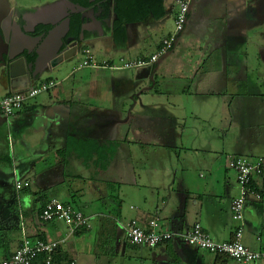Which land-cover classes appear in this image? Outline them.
Returning a JSON list of instances; mask_svg holds the SVG:
<instances>
[{"label":"crops","instance_id":"1","mask_svg":"<svg viewBox=\"0 0 264 264\" xmlns=\"http://www.w3.org/2000/svg\"><path fill=\"white\" fill-rule=\"evenodd\" d=\"M173 2L177 7V0H164L161 17L148 15L119 23L115 0H0V13L7 7L15 11L20 27L40 16L57 22L62 15L51 7L68 3L71 23L65 38L70 47L66 50L76 49L73 56L59 55L44 65L32 84L54 80L55 89L30 99L16 117H0V164L9 157L14 164L9 180L29 183L25 189L16 188L11 208L3 197L5 181H0V213L17 214L14 222L0 219V258L14 254L24 237H43L61 242L59 251L77 264L74 240H81L93 226L69 235L66 224L44 222L42 208L56 199L73 205L91 221L103 220L108 230L115 217L106 214L112 208L103 206L110 204L107 201L116 188L124 200L114 208L119 215L115 227L126 244L124 227L132 219L144 222L153 217L161 219L162 230L182 233L199 223L218 243L233 239L237 224L231 204L239 190L236 172L228 167V157L233 155L222 152L236 145L253 160L264 159V91L254 92L264 85V76L252 77L245 71L246 46L260 39L258 0H196L174 50L155 65L133 70L78 67L86 49L99 64L106 61L120 67L125 62L149 61L163 40L175 35L158 39L168 18L175 25L178 7L175 12ZM217 5L225 6V13H214ZM5 17L0 21V56L6 50L1 40ZM41 27L27 34L37 37L52 29ZM21 44L22 56L29 64L35 62L40 41L26 39ZM52 51L48 48L45 55ZM191 52H198L201 59L195 63L187 57V64L176 72L175 64ZM207 59L213 60L209 69H200L199 63L204 67ZM4 66L0 60V100L13 94ZM185 66L196 69L185 72ZM243 93L249 96L244 98ZM245 112L255 120L252 124L262 117L261 126L251 127L246 120L241 126L235 124ZM224 168L234 172L236 197L226 187L231 177L223 173ZM254 184L264 194V174ZM244 223L245 246L264 251V198L248 199ZM156 248L174 263L182 260L176 250L203 252L181 242ZM204 252L203 261L214 264L215 255ZM203 261L197 258L195 264Z\"/></svg>","mask_w":264,"mask_h":264},{"label":"built area","instance_id":"2","mask_svg":"<svg viewBox=\"0 0 264 264\" xmlns=\"http://www.w3.org/2000/svg\"><path fill=\"white\" fill-rule=\"evenodd\" d=\"M194 0H177L178 12L175 16V35L165 39L157 54L149 61L139 60L125 62L117 67L108 62L99 64L91 50H83V59L79 69H111L133 70L155 65L158 61L169 55L175 48L177 38L185 31L190 9ZM58 86V82L50 80L30 87L25 92L8 95L0 100V117L14 118L23 110L25 104L42 93H47ZM228 167L236 172L239 186V196L231 204L232 220L237 224L233 239L229 242L218 243L201 224H195L186 232H173L162 230L161 219L153 217L144 222L132 219L125 227V237L134 246L156 248L169 242H181L189 247L209 252L213 255H225L236 264H258L264 262V251L252 250L243 243L245 228V205L250 197L262 201L264 194L255 186L254 179L264 174V159L251 160L243 156H229ZM29 187V183L18 181L16 188L21 190ZM44 222H60L66 224L69 235H74L80 230L92 227L91 220L82 211L71 204L60 202L56 199L48 201L41 213ZM61 242L32 240L24 237L19 248L10 257L0 258V264H55L54 255L59 251ZM70 264H74L71 262Z\"/></svg>","mask_w":264,"mask_h":264},{"label":"rangeland","instance_id":"3","mask_svg":"<svg viewBox=\"0 0 264 264\" xmlns=\"http://www.w3.org/2000/svg\"><path fill=\"white\" fill-rule=\"evenodd\" d=\"M41 1V0H40ZM52 1V0H50ZM55 1V0H53ZM59 1V0H57ZM174 11H177V7L174 4ZM215 6V5H214ZM257 6L259 8L258 10V17H257V22L259 24V36L260 39L256 38V43L257 44H248L246 46V51H247V55H245V63L247 64L248 68L245 71H248L250 74V76L252 77H262L264 76V0H258ZM225 6L220 5V6H216L214 10V13H225ZM260 11V12H259ZM173 34L175 33V25H174V20L173 18H168L165 23L163 25H161L160 31L158 32V39L162 38L163 36H166L168 34ZM190 38V37H189ZM258 39V40H257ZM189 41V40H188ZM258 42H260V44L258 45ZM258 45V46H257ZM181 47L180 45L178 46ZM196 47H201V46H196ZM177 49V50H178ZM257 49H259L260 51H258ZM199 52V51H198ZM198 52L196 53H188L185 55V58H182L179 60L178 63L175 64L174 69H176V72H179L181 70L180 66L184 63L187 64V57L191 58L193 57L191 60H193L194 62L197 60L199 61L201 59V56L198 54ZM173 56L165 59V63L169 60L172 59ZM196 61V62H197ZM186 62V63H185ZM195 62V63H196ZM207 63L205 64L204 67H202V62L199 63V65L201 67H199L202 70H208L209 69V65L210 62H213V60L211 59L210 61L207 59L206 61ZM185 72L187 71H193L196 68L191 69L190 67L188 68L187 66ZM163 69V68H162ZM198 69V68H197ZM201 70V73H202ZM182 71H184V69L182 68ZM247 72V73H248ZM103 73H113V72H103ZM181 74L183 72H180ZM108 74V75H109ZM128 74V73H125ZM232 74V72H231ZM248 75V76H249ZM261 81V80H260ZM264 91V85L263 84H259L256 91H254L255 93H260V91ZM247 91V90H246ZM263 93V92H262ZM105 96L106 93H105ZM247 95L246 93L242 94V97L246 98ZM240 121H235V124H238V126H241L243 124V120L250 122L251 127H255V126H261V121H262V117H260L257 121L259 123L257 124H252L251 122H255V120H252V116L249 113H242L240 115ZM4 119V118H3ZM245 121V122H246ZM264 122V121H263ZM237 126V128H238ZM261 129V127H260ZM262 130V129H261ZM237 146H231L228 149H224V151L222 153L225 154H231L233 156H243L246 158H249L251 160H253V156L248 153L247 151H239L237 149ZM151 150V151H155ZM8 154V152H7ZM240 154V155H238ZM9 157H5V159L3 158V163L4 164H0V181L4 180L5 181V185H6V189L5 186H3V188L5 189V194H4V198H6L8 200V205L11 206L16 202V183L13 180L12 182L9 180V177L14 175V164L9 162ZM228 170H226L225 168L223 169V173H227L230 174L231 180L228 183V185L226 187H229L230 191V196L231 197H236L237 191L234 190V187L236 186L235 184V175L234 172L232 170H230L229 168H227ZM12 183V184H11ZM238 184V183H237ZM238 190H239V186L237 185ZM27 188V187H26ZM25 189V188H24ZM113 195H111L112 199L108 200L107 203H110L107 205H102V203L100 204V206H103V208L105 210H109L106 214L107 215H111L113 217H115V219L117 217H119L118 215V210L117 213L115 212L114 208H118L119 206V202H121V199H123L122 197L119 196L118 194V189L116 188L113 191ZM124 200V199H123ZM116 203V205H112ZM126 206H128L126 203L124 204L123 208L126 209ZM232 214V213H231ZM4 218V220L8 221H15V219L17 220V214L14 213L13 210H8L5 213H0V219ZM161 217V216H160ZM115 219H112L108 222V230L113 234L112 236H110L109 231L106 228H103L102 226V221L100 219H95L92 220V230L89 232H86L82 235L81 240H74V243L77 245L76 246V262L77 264H195V259L199 258L200 260L203 261L204 257H207L206 254H204L205 252H198V254L195 251H192L191 249L186 248L184 252H179L178 250H176V252L178 253V255L181 257V261H175V263L171 260V258L167 255L164 254V252L160 249V248H151V249H147L145 247L143 248H135L136 246H133L130 242L129 244H126L125 242V238H124V234L116 229V222ZM9 222V221H8ZM51 230V228H49ZM117 235V238L116 236ZM110 236V237H109ZM205 255V256H204ZM160 257H165V259H160ZM167 258V259H166ZM210 261L212 259V257H209ZM208 261V259H207ZM204 264H207L206 260L203 261ZM235 262H232V264H234ZM236 264V263H235Z\"/></svg>","mask_w":264,"mask_h":264},{"label":"water","instance_id":"4","mask_svg":"<svg viewBox=\"0 0 264 264\" xmlns=\"http://www.w3.org/2000/svg\"><path fill=\"white\" fill-rule=\"evenodd\" d=\"M195 3L196 0L193 1L190 13L194 8ZM68 6L69 4L67 3L65 5L61 4L51 7L54 11L57 10L55 13L63 12L61 20L49 23L48 21H45V19L43 18L44 16H40L37 18V22L35 25H33V29L30 32H27L23 27H20L17 24L14 25V23L10 19L5 20L7 26L3 25L1 40L5 44L6 50L4 54H1L0 60L5 65L4 69L6 71L4 72V74L10 77V86L12 93H18L29 89V87L32 86L33 81L38 78L42 67L50 63L53 59L59 57V55L61 54L63 48L62 46L64 44L63 40L70 30L71 18L69 17V11H67ZM52 9H49V11L51 12ZM4 16L5 13H0V21ZM38 26H51L52 29L36 38L27 34L33 33L35 31V28ZM14 29L24 41L26 39L32 41L38 39L40 41L39 49L36 51L38 58L35 60V62L29 64L27 62V58L22 56L24 53V47H19L17 45L19 43H16L17 36H15V33L13 31ZM15 44L17 46H15ZM48 45H52L54 47H47ZM48 48L53 49L50 56L45 55ZM26 49L28 51L32 50L31 47H26ZM1 75H3V73H1Z\"/></svg>","mask_w":264,"mask_h":264},{"label":"trees","instance_id":"5","mask_svg":"<svg viewBox=\"0 0 264 264\" xmlns=\"http://www.w3.org/2000/svg\"><path fill=\"white\" fill-rule=\"evenodd\" d=\"M115 2L117 3L115 13L119 17V23L138 17L141 19L148 15L161 17L164 14V0H115ZM39 239L45 240L43 237H39ZM228 261H232V259L225 255H215L214 264H227ZM54 263L70 264L68 257L60 251L54 255Z\"/></svg>","mask_w":264,"mask_h":264},{"label":"flooded vegetation","instance_id":"6","mask_svg":"<svg viewBox=\"0 0 264 264\" xmlns=\"http://www.w3.org/2000/svg\"><path fill=\"white\" fill-rule=\"evenodd\" d=\"M5 15H6V18L5 19H10L13 23H14V25L15 24H17V25H19L20 26V22L19 21H21L20 20V18L18 17V15H17V13L15 12V11H13L12 9H10V8H8L7 7V9L5 10ZM60 15H63V12H58ZM37 19H35V20H33V21H27L26 22V25H25V27H23L27 32H30L32 29H33V25H35L36 24V21ZM43 20V19H42ZM39 21V20H38ZM7 23H3L2 25H5V26H7L6 25ZM13 25V24H12ZM39 28H42L41 26H38V27H36L35 28V31L34 32H36ZM48 30L50 29L49 27L47 28ZM48 30H47V32H48ZM14 31V33H15V36H17L16 37V43H19V44H17L19 47H22V42L24 41V40H22L21 38H20V36L18 35V33L16 32V30L14 29L13 30ZM41 35V34H40ZM19 36V37H18ZM37 37H39V35L37 36ZM36 38V37H35ZM63 49H62V52H61V57H64V58H67V57H69L70 55L71 56H73L75 53H76V49L75 48H68L67 50H66V48L67 47H70L69 46V44H68V39L67 38H65V40H64V44H63ZM9 50H10V48H9Z\"/></svg>","mask_w":264,"mask_h":264},{"label":"bare ground","instance_id":"7","mask_svg":"<svg viewBox=\"0 0 264 264\" xmlns=\"http://www.w3.org/2000/svg\"><path fill=\"white\" fill-rule=\"evenodd\" d=\"M15 46H17V45L15 44ZM15 46H14V47H15Z\"/></svg>","mask_w":264,"mask_h":264}]
</instances>
